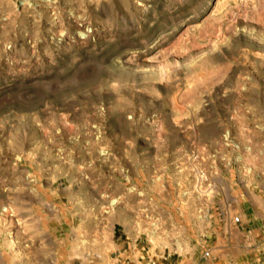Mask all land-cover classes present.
Here are the masks:
<instances>
[{"label":"rangeland","instance_id":"374dc122","mask_svg":"<svg viewBox=\"0 0 264 264\" xmlns=\"http://www.w3.org/2000/svg\"><path fill=\"white\" fill-rule=\"evenodd\" d=\"M252 211L264 0H0V264H244Z\"/></svg>","mask_w":264,"mask_h":264},{"label":"crops","instance_id":"0c3cea01","mask_svg":"<svg viewBox=\"0 0 264 264\" xmlns=\"http://www.w3.org/2000/svg\"><path fill=\"white\" fill-rule=\"evenodd\" d=\"M242 215V222L245 223L243 228L244 232L242 231L240 234V238L243 239L240 241V244L231 243L230 247H243L245 249H249V258L245 256V263L244 264H264V213L258 212H251V215L241 214ZM247 230V232H246ZM250 237H249V236ZM251 236H254L251 238ZM114 248L108 252V256L110 259L116 260L117 256L121 254H126L132 259V264H143L144 261H138L139 257L134 258V252L137 254L138 251H135V244L131 242H117V240H112L111 244ZM248 251V250H247ZM138 256V255H137ZM217 261L212 259L210 264H235V261L229 258V255L226 254L220 255L217 254ZM155 263V261H154Z\"/></svg>","mask_w":264,"mask_h":264},{"label":"built area","instance_id":"2783aa9c","mask_svg":"<svg viewBox=\"0 0 264 264\" xmlns=\"http://www.w3.org/2000/svg\"><path fill=\"white\" fill-rule=\"evenodd\" d=\"M233 222L237 223L238 218L234 217ZM204 256H207V254H205ZM138 260L144 261L143 264H155L154 261H152V259L150 257H148L147 255L145 257L142 256L141 258H138ZM114 264H132V259L129 256H127L126 254L125 255L121 254L120 256L116 257Z\"/></svg>","mask_w":264,"mask_h":264}]
</instances>
